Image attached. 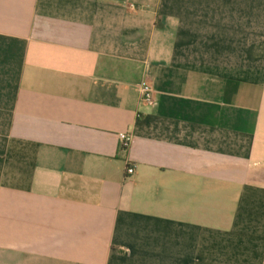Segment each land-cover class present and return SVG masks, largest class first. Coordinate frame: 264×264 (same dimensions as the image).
I'll use <instances>...</instances> for the list:
<instances>
[{
	"label": "crops",
	"instance_id": "obj_1",
	"mask_svg": "<svg viewBox=\"0 0 264 264\" xmlns=\"http://www.w3.org/2000/svg\"><path fill=\"white\" fill-rule=\"evenodd\" d=\"M0 264H264V0H0Z\"/></svg>",
	"mask_w": 264,
	"mask_h": 264
},
{
	"label": "built area",
	"instance_id": "obj_2",
	"mask_svg": "<svg viewBox=\"0 0 264 264\" xmlns=\"http://www.w3.org/2000/svg\"><path fill=\"white\" fill-rule=\"evenodd\" d=\"M140 94L143 102L151 103L153 101V90L148 84L141 86ZM130 142H131L130 136L127 135L121 136V144H120L121 150H126L129 147ZM133 172H134L133 168L127 169V174L132 175Z\"/></svg>",
	"mask_w": 264,
	"mask_h": 264
}]
</instances>
